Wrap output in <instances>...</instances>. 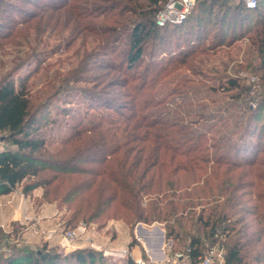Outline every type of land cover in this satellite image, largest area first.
Segmentation results:
<instances>
[{
    "label": "trees",
    "instance_id": "16d2710c",
    "mask_svg": "<svg viewBox=\"0 0 264 264\" xmlns=\"http://www.w3.org/2000/svg\"><path fill=\"white\" fill-rule=\"evenodd\" d=\"M21 1L46 14H68L72 9L61 3L40 7L33 0ZM104 1L106 10L118 9L114 22L119 27L112 41L127 36V52L113 53V61L96 66L83 64L81 60L64 75H55L52 81H47L44 86L51 93L43 98L37 91L31 94L24 79L16 81L10 75L0 78V134H5L3 141L9 143V147L0 152V197L12 193L29 179L33 181L25 184L24 194L52 185L56 191L67 185L61 201L72 204V220L94 221L109 213L107 217L121 218L131 227L163 224L165 241L171 242V251L188 249L192 264L202 256L204 241L223 250L224 264H247L250 246L259 239L254 240L253 233L249 232L252 223L235 216L243 210L241 206L252 190L256 206L247 209L246 214L254 212L252 215L258 223L264 221V194L256 193L254 181L249 180L264 176L253 172L256 165L253 153L263 152V143L244 140V143H237L236 137L238 134L240 137L243 124L236 117L231 127L218 130L213 136L211 131L217 123L208 130L201 127L197 121L200 115L194 111L192 103L180 113L177 112L180 106L172 101L170 109L159 111L165 103L168 75L175 70L176 64H186L189 55L167 65L152 66V63L158 57V42L165 36L173 37L186 23H196L195 27L200 30L203 22L205 29L210 22L220 25L219 28L229 19L242 22L244 17L259 9L260 0L253 10L245 9L238 0L222 5L216 21L214 4L219 0H196L182 24L163 27L156 25V16L168 0ZM9 5L0 0V11ZM38 16L39 13L30 12L20 24L30 26L29 22ZM38 19L29 29L41 34L50 28L52 16L41 15ZM26 28L18 31L10 41H6L10 36L5 35L0 48L14 45L23 37ZM249 40L259 60L256 71L261 73L259 81L264 90V20ZM148 42L151 43V60L142 66ZM112 44L108 42L95 54L107 52ZM163 48L159 51L166 55ZM189 70L194 72L192 67ZM186 81L191 82L179 78L174 86H184ZM239 87L237 79L228 78L224 87L206 88L199 84L191 87L189 94L195 103L203 99L200 96L202 88L210 92H229ZM240 96L238 93L229 98L239 100ZM53 104H74L77 108L70 110L71 117L65 114L63 120H59L60 113L56 112V117L49 115L52 109H57ZM45 110L49 112L43 114ZM60 111L68 113L65 107ZM263 111L264 99L253 107L247 106L248 122ZM47 127H50L48 134ZM92 156L100 158L88 160L86 167L77 166ZM239 156L243 161L236 160ZM238 170L245 171L237 175ZM193 209L199 211L194 214ZM244 220L247 221L245 225ZM262 233L261 239L264 229ZM218 238L222 242L217 243ZM97 255L92 250H79L61 257L45 247L38 251L23 248L0 255V264H62L67 260L95 264ZM141 257L147 259L145 255ZM126 264L136 263L127 259Z\"/></svg>",
    "mask_w": 264,
    "mask_h": 264
},
{
    "label": "rangeland",
    "instance_id": "374dc122",
    "mask_svg": "<svg viewBox=\"0 0 264 264\" xmlns=\"http://www.w3.org/2000/svg\"><path fill=\"white\" fill-rule=\"evenodd\" d=\"M33 1L40 7L61 3L67 7L72 6V9L68 14H65V12H48L46 14L39 12L35 6L27 5L21 0H5L11 6L9 5L3 11H0V31H2L0 41H4L5 35L10 36L6 38V41H10L18 31L27 28L22 34L23 37L17 39L14 45L8 44L0 48V78L4 75H10L16 81L24 79L31 94L37 91L38 94H42L40 98H43L51 93L50 89L45 88L44 84L47 81H52L55 75H64L67 70L77 66L81 60L83 64L96 66L106 61H113V53L114 55H120L121 51L127 52L129 49L127 36L121 37L117 42L112 41L119 27L114 22V15L118 13V9L106 10L105 7L107 6L105 5L107 4L104 0ZM113 1L118 2L120 0ZM232 3H236V0H219L217 3L215 2L214 16H216L214 21L220 15L218 14L219 8H223L222 5L226 6ZM19 10H21V13ZM30 12L39 13L38 18L41 15L45 17L47 15L52 16L50 28L41 34L40 32L36 34L31 28L29 29V27L35 26L39 20L38 18L29 22L30 26L28 24L22 26L20 23L27 18ZM244 18L242 22L236 18L226 20L221 28H219L220 25H211L210 22V26L205 29L203 25L206 23L203 22L201 27L199 26L200 30L195 27L196 23L192 24L193 22H191L190 25L186 23L183 28L177 29L173 37L165 36L158 42V45L156 43V55L158 57L153 61L152 66L167 65L172 61H177L176 59L189 55L186 64H176L174 66L175 70L168 75V83L164 88L165 103L158 110L164 112L167 108L170 109L169 102L172 101L177 102L180 106L177 110L180 113L188 109V103H192L194 111L200 115L197 121L200 122L201 127L208 130L217 123V126L212 128L211 131L213 136L216 135V131H225V129L231 127L236 117L242 120L243 125L240 129V137L238 134L236 137V140H238L235 141L237 143H263L262 149H264V111L259 117L253 118L249 122L248 114L245 112L247 106L251 105L253 107L258 101L264 99V90L259 81L261 73L256 71L259 60L256 57L255 48L251 46L249 40V37L255 33L256 29H259L261 22L264 20V0H260V7L257 11ZM16 23L18 24L16 25ZM108 42L113 44L107 52L102 51L95 54L100 51V47L105 46ZM161 47L166 50V55L159 51V48L162 49ZM150 50L151 43L148 42V46L145 47L142 66L151 60ZM171 52L173 53L172 56H170ZM171 65L170 67H172ZM191 67L194 68V72L189 70ZM179 78H185L191 82L186 81L184 86L181 84L176 87L174 84ZM228 78L237 79L242 88L239 87V90L229 92H221V90L210 92L204 91L205 88H202L200 96L203 99H198L195 103V99L192 101L193 96L189 94L191 87L199 84L200 87L204 85L206 88L207 86L218 87L219 85L224 87ZM238 93L241 94L239 100L229 98L231 95ZM53 105L58 110L52 109V106L49 108V111L52 109L49 115L56 117L55 114L58 112L60 113L59 120H63L65 114L71 117L70 110L74 111L77 108V105L74 104H67L66 106L62 104ZM63 107L66 108L68 113L60 111ZM49 111L45 110L43 114ZM201 116L204 118L201 119ZM68 120L71 119L68 118ZM247 125L249 128L247 127L244 131L243 129ZM49 128L45 129L47 134ZM4 137L5 134H0V143L5 150L9 147V143L3 141ZM99 158L100 156L88 157L84 159V162L78 163L77 166L86 167L85 163L88 160L97 161ZM253 159L256 161L253 172L264 174V151L258 153V150H256L253 153ZM236 160L243 161L241 156L237 157ZM91 167L94 168L95 166L92 165ZM243 171L245 170H238L237 175ZM260 176L263 179L264 176ZM262 179L249 178L250 181H254L256 193L261 192L264 194ZM32 181L33 179L24 181L12 193L0 197V255H8L16 249L27 248L38 251L45 247L61 257L79 250L95 251L98 254L95 264H126L127 259L133 260L142 255L151 257L143 237L136 232L137 225L131 227L126 225L121 218H109L107 217L109 213L94 221L72 220L70 218V206L72 207V204L61 201L65 189L68 188L67 185L56 191H53L55 185H52L50 188H38L24 194L23 187ZM45 191H48V193L45 194ZM250 191L252 194L249 198H246V203L244 202L245 204L243 203L244 205L241 206L243 210L235 218H242L247 220L248 223H252L249 232L253 233L254 240L259 239L258 243L253 242L250 246V258L247 264H264V237L261 239L260 236V234H263L264 221L258 223L256 217L252 215L254 212H251V215L246 214L247 209L252 210L256 206L253 191ZM262 207L264 208V200H262ZM198 211V209H193L192 213L195 214ZM41 215L48 216V218L38 220L39 217H42ZM245 220L244 225L247 222ZM80 224L85 225L84 232L78 231ZM142 226L150 230L153 227H158L164 232L163 224L155 223L150 226ZM53 228L75 231L76 234H79L65 249L60 246L59 239L54 238L50 242H46L40 235L41 230L48 231ZM38 230L40 231L38 232ZM137 235L140 236V239ZM220 241L222 242V239L218 238L217 243ZM209 245V241H204V248ZM126 249L129 250L130 255L125 257L117 255L122 254ZM145 251L148 254H145ZM105 252L112 254L104 255ZM61 263L76 264L73 260Z\"/></svg>",
    "mask_w": 264,
    "mask_h": 264
},
{
    "label": "built area",
    "instance_id": "2783aa9c",
    "mask_svg": "<svg viewBox=\"0 0 264 264\" xmlns=\"http://www.w3.org/2000/svg\"><path fill=\"white\" fill-rule=\"evenodd\" d=\"M196 0H168L164 8L156 16V25L163 27L165 25H180L182 24L195 5ZM245 9L253 10L258 5V0H238ZM4 149L0 143V152ZM40 230H38L39 232ZM79 232L85 231V225L80 224L78 227ZM79 234V233H78ZM75 231H65L59 229H50L48 231H40V235L44 241L50 242L54 238L59 239V244L62 248H68L77 235ZM112 253L105 252L104 255ZM145 254H148L145 251ZM115 255V254H114ZM121 257L130 255L129 250H124L123 253L117 254ZM136 264H192L189 257V250L172 252L171 242L164 241L163 245V258L160 261H155L151 257L143 259L138 256L133 259ZM195 264H224V252L220 247L208 246L203 251L202 256Z\"/></svg>",
    "mask_w": 264,
    "mask_h": 264
},
{
    "label": "water",
    "instance_id": "95a60500",
    "mask_svg": "<svg viewBox=\"0 0 264 264\" xmlns=\"http://www.w3.org/2000/svg\"><path fill=\"white\" fill-rule=\"evenodd\" d=\"M136 232L143 237L146 248L150 251L151 258L155 261H160L163 258V245L165 241L163 230L158 227H153L150 230L139 224L136 227Z\"/></svg>",
    "mask_w": 264,
    "mask_h": 264
},
{
    "label": "crops",
    "instance_id": "0c3cea01",
    "mask_svg": "<svg viewBox=\"0 0 264 264\" xmlns=\"http://www.w3.org/2000/svg\"><path fill=\"white\" fill-rule=\"evenodd\" d=\"M41 216H42V215H41ZM41 218H42V219H47V218H48V216H44V215H43L42 217H39V219H38V220H42Z\"/></svg>",
    "mask_w": 264,
    "mask_h": 264
}]
</instances>
